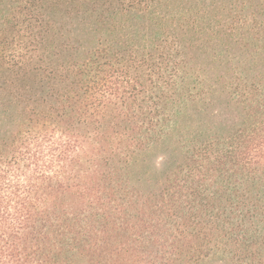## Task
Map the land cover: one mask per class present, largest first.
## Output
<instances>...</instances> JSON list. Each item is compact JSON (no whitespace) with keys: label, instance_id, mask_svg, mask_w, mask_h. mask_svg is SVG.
<instances>
[{"label":"trees","instance_id":"1","mask_svg":"<svg viewBox=\"0 0 264 264\" xmlns=\"http://www.w3.org/2000/svg\"><path fill=\"white\" fill-rule=\"evenodd\" d=\"M215 253L264 264V0H0V264Z\"/></svg>","mask_w":264,"mask_h":264},{"label":"rangeland","instance_id":"2","mask_svg":"<svg viewBox=\"0 0 264 264\" xmlns=\"http://www.w3.org/2000/svg\"><path fill=\"white\" fill-rule=\"evenodd\" d=\"M171 159V152L167 146L154 147L146 156L147 168L152 172H159L168 165ZM199 264H234V262L220 253H215Z\"/></svg>","mask_w":264,"mask_h":264},{"label":"clouds","instance_id":"3","mask_svg":"<svg viewBox=\"0 0 264 264\" xmlns=\"http://www.w3.org/2000/svg\"><path fill=\"white\" fill-rule=\"evenodd\" d=\"M21 180H23V177H21Z\"/></svg>","mask_w":264,"mask_h":264}]
</instances>
